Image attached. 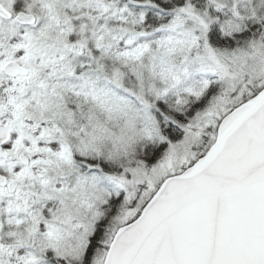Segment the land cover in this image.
Returning a JSON list of instances; mask_svg holds the SVG:
<instances>
[{"label":"snow or ice","instance_id":"6c2138e0","mask_svg":"<svg viewBox=\"0 0 264 264\" xmlns=\"http://www.w3.org/2000/svg\"><path fill=\"white\" fill-rule=\"evenodd\" d=\"M0 264H264V0H0Z\"/></svg>","mask_w":264,"mask_h":264}]
</instances>
